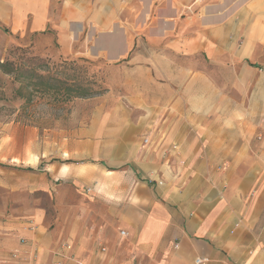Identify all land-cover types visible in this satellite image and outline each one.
Listing matches in <instances>:
<instances>
[{
    "label": "crops",
    "instance_id": "obj_1",
    "mask_svg": "<svg viewBox=\"0 0 264 264\" xmlns=\"http://www.w3.org/2000/svg\"><path fill=\"white\" fill-rule=\"evenodd\" d=\"M110 1L115 2L0 0V25L17 34L41 33L51 26L62 54L80 55L81 50L72 48L71 32L81 26L80 21L110 18ZM236 1L209 2L207 14L197 26L178 20L163 25L149 42L136 43L132 36L131 40L124 38L116 53L105 46L93 50L107 61L124 59L126 74L142 76L148 85L142 95L153 101L159 95V78L166 79L170 85L167 94L174 91L166 105L182 118L137 127L128 123L127 128L134 131L155 132L144 145L138 138L114 140L124 148L120 152L125 161L130 155L131 163L123 169L85 165L96 181L94 189L86 186V191L94 190L109 201L103 204L106 215L103 209H82L98 215L100 225H83L78 232L76 227L62 228L58 222L47 228L40 213L31 215L30 223L11 217L0 224V264H264V116L241 111L238 101L234 109L222 114L220 109L227 105L222 102H231L224 95L225 85H214L208 74L194 70L192 64L200 51L218 62L234 63L239 54L224 45L241 36L249 41L264 31V23L254 33L252 24L226 18L224 9L235 7ZM186 3L168 0L167 8L179 13ZM142 45L147 47H137ZM177 59H184L186 66L176 65ZM126 86L127 97L140 93L137 83L127 80ZM211 92L219 93L221 101L215 108L220 112L208 118ZM190 111L198 118H191ZM163 148L169 150L165 155ZM168 153L192 163L189 172L194 175L178 193L163 199L165 192L158 182L147 178L154 172L148 161H160ZM221 162L223 177L213 180L210 174ZM55 166L53 163L48 170ZM118 191L127 193L121 207L113 199ZM13 251H18L17 258L11 256ZM196 259L207 261L197 263Z\"/></svg>",
    "mask_w": 264,
    "mask_h": 264
},
{
    "label": "rangeland",
    "instance_id": "obj_2",
    "mask_svg": "<svg viewBox=\"0 0 264 264\" xmlns=\"http://www.w3.org/2000/svg\"><path fill=\"white\" fill-rule=\"evenodd\" d=\"M167 1H110V14L107 13L110 18L80 21L81 26L71 32L72 48L75 52L81 50L80 55L64 56L51 26L46 32L17 34L10 27L0 25V62L12 63L11 72L0 70V224L11 217L30 223L31 215L40 213L47 228L58 222L62 228L67 225L80 232L83 225H100L98 215L83 213L82 209L91 212L103 209L106 215L103 204L109 201L94 190L86 191V186L94 189L96 181L93 171L85 169V165L104 164L106 168L123 169L131 163L130 155L125 161L120 152L124 148L114 140L138 138L144 145L149 134L155 132L134 131L127 128L128 123L137 127L144 122L159 124L182 118L166 105L169 98H174V91L167 94L170 85L166 79L159 78V95L153 101L152 97L142 95V89L148 87L144 78L126 74L124 59L107 61L93 51L105 46L110 53H116L125 37L131 40L134 36L140 44L149 42L159 35L163 25L178 20H188L197 26L199 19L207 14L208 3L215 0H187L179 13L169 12ZM234 5L224 9L226 18L233 17L247 26L252 24V32L257 33L259 24L264 23V0H237ZM247 38L241 36L237 42L224 45L239 54L234 63L218 62L200 51L192 64L194 70L208 74L214 85H225L224 95L231 102H222V106L227 103L220 109L222 114L234 109L238 101L241 111L261 117L264 116V31L249 41ZM175 63L186 66L184 59ZM127 80L132 85L137 83L140 93L133 92L127 97ZM80 81L94 90L93 95L77 98L71 94L66 102L50 97L47 86ZM174 87L173 83L172 90ZM209 95L212 107L206 114L208 118L220 112L215 106L221 101L218 92ZM190 114L191 118H198L195 111ZM162 151L165 155L169 150ZM167 155L157 162L148 161L154 172L145 176L158 182L165 192L163 199L178 193L194 175L189 172L192 163L187 159ZM53 163L56 166L49 171ZM223 164L214 165L210 174L213 180L222 179ZM57 167L59 170L55 172ZM126 196L127 193L118 191L113 199L121 207L127 201Z\"/></svg>",
    "mask_w": 264,
    "mask_h": 264
},
{
    "label": "trees",
    "instance_id": "obj_3",
    "mask_svg": "<svg viewBox=\"0 0 264 264\" xmlns=\"http://www.w3.org/2000/svg\"><path fill=\"white\" fill-rule=\"evenodd\" d=\"M46 32V31H45ZM12 63L9 61L0 62V70L4 73H9L12 71L11 69ZM40 65V64H39ZM62 84H51L50 86H47L48 91L50 93V97L52 96L53 100L59 101V102H66V100L69 99L71 94H73V97L77 98H84L89 97L93 95V89L89 87L88 84L80 81L76 84H69L66 86H61Z\"/></svg>",
    "mask_w": 264,
    "mask_h": 264
},
{
    "label": "built area",
    "instance_id": "obj_4",
    "mask_svg": "<svg viewBox=\"0 0 264 264\" xmlns=\"http://www.w3.org/2000/svg\"><path fill=\"white\" fill-rule=\"evenodd\" d=\"M123 234H124V232L121 231V235H123ZM67 248H70V247L67 246ZM101 250H104V247L103 246L101 247ZM18 255H19L18 251L11 252V256L12 257H16L17 258ZM205 261H207V260L206 259H196V262L197 263H201V262H205Z\"/></svg>",
    "mask_w": 264,
    "mask_h": 264
}]
</instances>
